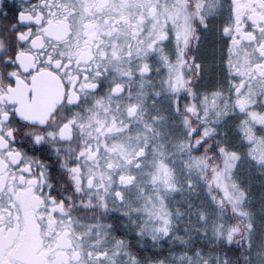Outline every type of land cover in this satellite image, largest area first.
<instances>
[{
    "label": "snow or ice",
    "instance_id": "snow-or-ice-1",
    "mask_svg": "<svg viewBox=\"0 0 264 264\" xmlns=\"http://www.w3.org/2000/svg\"><path fill=\"white\" fill-rule=\"evenodd\" d=\"M0 264H264V0H0Z\"/></svg>",
    "mask_w": 264,
    "mask_h": 264
}]
</instances>
